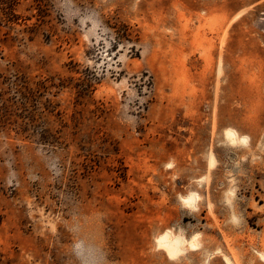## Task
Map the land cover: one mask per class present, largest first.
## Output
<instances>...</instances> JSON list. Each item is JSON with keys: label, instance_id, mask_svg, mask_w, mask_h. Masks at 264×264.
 Returning <instances> with one entry per match:
<instances>
[{"label": "rangeland", "instance_id": "374dc122", "mask_svg": "<svg viewBox=\"0 0 264 264\" xmlns=\"http://www.w3.org/2000/svg\"><path fill=\"white\" fill-rule=\"evenodd\" d=\"M0 264H264V0L0 4Z\"/></svg>", "mask_w": 264, "mask_h": 264}, {"label": "bare ground", "instance_id": "6f19581e", "mask_svg": "<svg viewBox=\"0 0 264 264\" xmlns=\"http://www.w3.org/2000/svg\"><path fill=\"white\" fill-rule=\"evenodd\" d=\"M225 136L228 139V141L231 142L232 144L237 143L238 140H239L238 137H237L236 132L234 130H232V129H227L226 132H225ZM240 141L242 143H245L246 142V138L242 137V138H240ZM209 163L211 165H213L214 160L211 159ZM230 195H231V193H230ZM194 199L195 198H194L193 195H190V196H188L186 198H183L184 202L187 205H195L194 204ZM157 240H158V246L163 248L167 252L168 256H170L172 258L176 257L180 252L184 251L183 245H184L185 240L183 238L179 237V236H173L169 231L164 232L162 235H160L157 238ZM188 245H190L191 247H196V244L192 240L189 241ZM227 262L229 263V260H227Z\"/></svg>", "mask_w": 264, "mask_h": 264}, {"label": "trees", "instance_id": "16d2710c", "mask_svg": "<svg viewBox=\"0 0 264 264\" xmlns=\"http://www.w3.org/2000/svg\"><path fill=\"white\" fill-rule=\"evenodd\" d=\"M18 3V0H0L1 5L9 6L11 9Z\"/></svg>", "mask_w": 264, "mask_h": 264}, {"label": "snow or ice", "instance_id": "6c2138e0", "mask_svg": "<svg viewBox=\"0 0 264 264\" xmlns=\"http://www.w3.org/2000/svg\"><path fill=\"white\" fill-rule=\"evenodd\" d=\"M171 165H169V167H170Z\"/></svg>", "mask_w": 264, "mask_h": 264}]
</instances>
